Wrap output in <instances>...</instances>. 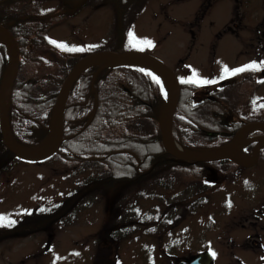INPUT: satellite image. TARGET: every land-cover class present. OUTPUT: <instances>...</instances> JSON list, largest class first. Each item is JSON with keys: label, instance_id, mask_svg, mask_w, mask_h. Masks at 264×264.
<instances>
[{"label": "rangeland", "instance_id": "1", "mask_svg": "<svg viewBox=\"0 0 264 264\" xmlns=\"http://www.w3.org/2000/svg\"><path fill=\"white\" fill-rule=\"evenodd\" d=\"M110 1L116 2L90 0L92 8L80 9L77 16L51 30L47 37L82 53L147 54L169 67L187 91L197 89L199 97L227 81L225 109L218 91L213 95L216 103L185 114V119L194 117L191 128L206 135L215 133L210 130L224 116L235 121L259 118L257 111L264 110V39L253 27L264 21V0H247V28L245 18L237 35L220 40L215 36L232 14L229 1L204 3L208 10L203 19L204 0ZM54 2H45L44 7ZM119 18L122 31L118 34ZM118 35L124 40L118 41ZM258 40L261 43H256ZM35 55L51 56L44 49ZM250 69L260 72L256 75ZM150 77L161 82L166 99L164 81L153 73ZM190 134L173 124L172 139L179 149H210L208 144L191 142ZM262 135L251 130L245 139L249 142ZM247 147L240 153L245 159L251 153ZM262 152L250 169L219 162L168 164L125 191H111L107 186L102 198L100 189L89 186L87 190L91 181L87 182L88 170L68 159L62 158L65 164L13 160L0 170V217L4 218L0 221V264H182L202 252H209L215 264H264V149ZM159 173H164L160 181L169 182L170 187L150 189L158 185ZM74 189L78 191L76 198L75 192L71 195ZM68 198L69 210L61 216L57 203ZM164 209L174 212L172 220L180 219L165 228L166 235L153 237L148 229H160ZM123 216L127 221L121 220ZM147 216H151L149 226H145ZM107 222L114 224L110 232L118 236L127 227L128 237L108 240L101 231ZM24 226L35 228L15 232ZM253 243L257 245L248 246Z\"/></svg>", "mask_w": 264, "mask_h": 264}, {"label": "trees", "instance_id": "2", "mask_svg": "<svg viewBox=\"0 0 264 264\" xmlns=\"http://www.w3.org/2000/svg\"><path fill=\"white\" fill-rule=\"evenodd\" d=\"M52 1L0 0V26L13 35L20 52L18 74L10 96L8 120L13 140L25 148L39 146L47 138L51 111L67 74L78 60L97 52L90 50L88 53H82L76 48L55 44L47 37L51 30L67 23L70 18L79 13L80 9L92 8L89 5L90 0L81 6L79 4L82 0H55L49 8L44 7L45 2ZM109 2L116 1L109 0ZM114 6L119 15L117 4ZM120 21L119 18L116 28L118 34L122 31ZM119 40L123 41L124 38L118 35ZM41 49H44L47 54L50 53L51 56L47 58L36 56L35 52ZM7 64L6 51L0 45V81ZM96 70L97 67L87 69L72 85L63 113L66 140L62 143L61 153L43 162L55 161L58 164H65L62 160L65 158L76 166L85 167L90 173L87 182L91 180L86 186L96 191L107 186L115 191H125L127 187L148 178L168 164H205L174 160L165 152L157 125V117L165 101L159 81L151 78L141 69L121 66L99 72L91 86V79ZM250 70L256 72V75L260 72V69ZM179 85L180 97L173 123L186 128L191 133V140L197 146L208 144L212 149L219 148L245 124L253 121L264 122L262 109L257 111L259 118L253 121H243V119L235 121L229 116H224L219 118L215 127L210 130L219 134L216 137H209L203 130L192 129L194 125L191 119L194 117L189 115L192 118L185 119V114H192L207 103H216L213 95H216L218 91H220L221 99L218 98L219 102L226 103L227 99L224 98L226 87L217 88L214 92L209 91L199 97L196 94L197 89L187 91L180 79ZM95 98L97 108L93 112ZM225 106L224 104V109ZM199 135L201 136L198 137ZM253 146L250 145L248 149L251 150ZM189 150H195V148H189ZM262 151L263 149L260 151V157ZM92 157L103 158L89 160L90 162L84 159ZM0 159H2L1 163L9 164L13 160L26 163L8 153L2 144L1 134ZM219 163H231L236 166L226 160ZM162 174L164 173H159L156 178L160 186L155 185L150 189L170 187L169 182L160 181ZM77 195L78 191L73 197L76 198ZM70 201L71 198L57 204L56 210H59L61 216L69 210ZM194 205L192 204V207ZM131 213L136 212L132 210ZM173 213L169 209L164 210V216L159 221L160 229H165L172 223L176 224L179 219L172 220ZM127 216H123L121 220L127 221ZM150 219L151 216L145 218L147 222L145 226L151 225ZM105 235L108 239L116 238L110 237L109 232Z\"/></svg>", "mask_w": 264, "mask_h": 264}, {"label": "water", "instance_id": "3", "mask_svg": "<svg viewBox=\"0 0 264 264\" xmlns=\"http://www.w3.org/2000/svg\"><path fill=\"white\" fill-rule=\"evenodd\" d=\"M82 0L80 6L85 3ZM78 5V6H79ZM0 37L9 52V63L6 72L0 82V132L2 144L6 150L17 159L26 162H42L55 153L59 152L64 138L63 113L66 108L68 93L75 80L90 67H97L92 76L91 86L97 74L105 69L121 66L136 67L142 70L150 71L159 76L167 86L168 97L163 103L157 117V124L160 132L162 146L165 152L174 160L192 164L214 163L228 160L238 167L249 169L254 167L258 160L260 150L264 148V135L251 139L248 144L255 143L251 155L248 159L243 158L236 153L237 146L245 135L251 130L264 132V123L253 122L244 125L233 136L231 141L218 149L212 150H187L182 151L175 146L171 136L173 117L177 109L180 96L179 81L176 74L160 60L140 52H108L99 51L89 54L78 60L67 74L62 83L54 106L51 111L48 137L42 145L35 149H26L16 144L10 134L8 122V105L10 94L15 82L19 67V50L14 37L5 29L0 27ZM7 99V105L5 100ZM97 100L95 98V107ZM208 135H216L208 133ZM47 144L46 148L38 151ZM188 264H214L213 258L209 252L200 253L190 260Z\"/></svg>", "mask_w": 264, "mask_h": 264}, {"label": "flooded vegetation", "instance_id": "4", "mask_svg": "<svg viewBox=\"0 0 264 264\" xmlns=\"http://www.w3.org/2000/svg\"><path fill=\"white\" fill-rule=\"evenodd\" d=\"M205 1V2H204ZM204 1H202V3H201V8H203V11L201 10V13H200V19H203L206 15V12H207V10L208 9H206L205 7H203V4L205 3V4H210V2H209V0H204ZM226 1H229V3L231 4V6H232V14L229 16V19H228V21H227V23L224 25V27H223V29L220 31V32H218L217 34H216V36H215V38L216 39H221V38H223L224 36H231V35H237V31H239L240 29H241V24H242V22H243V20L247 17V0H226ZM79 14V13H78ZM77 14V15H78ZM77 15H75V16H77ZM74 17V16H73ZM256 23V22H255ZM254 23V24H255ZM247 18H246V21H245V26H246V28H247ZM253 24V25H254ZM0 27H2V26H0ZM3 29H5V30H7L6 28H4V27H2ZM254 31L257 33V34H260L261 35V38H263L264 39V21H259V22H257L255 25H254ZM259 28H261V31L259 30ZM8 31V30H7ZM9 32V31H8ZM10 33V32H9ZM11 34V33H10ZM189 34H190V36H192V30H189ZM12 35V34H11ZM13 36V35H12ZM15 39V38H14ZM247 39V38H246ZM257 39H259V37L257 38ZM218 40V41H219ZM15 41H16V39H15ZM217 41V42H218ZM16 43H17V41H16ZM256 43H261V42H259V40H258V42H256ZM249 44H251L250 42H249ZM0 45H2L3 47H4V49H5V51H6V55H7V58L9 57V53H8V49H7V47H6V45L3 43V42H0ZM17 46H18V43H17ZM18 50H19V46H18ZM19 58H20V52H19ZM19 69V68H18ZM247 70V69H246ZM220 85H219V87H221V88H223V87H227V85H228V82L227 81H222L221 83H219ZM258 86V85H257ZM253 122H257V121H253ZM262 123H264V122H262ZM219 134V133H218ZM227 135H230L229 133H226ZM0 161H2V159H0ZM1 164V163H0ZM4 165H2L1 167H0V170L2 169V168H4L3 167ZM108 189H110L111 191L113 190L112 189V187H109ZM87 190H88V187H87ZM106 190H107V188H104L103 187V189H101L100 191H99V195H100V197L102 198V196H104V195H106ZM74 192H76V189H74L73 191H72V193H71V195L74 193ZM71 197V196H70ZM99 197V198H100ZM98 198V197H97ZM98 198V199H99ZM100 198V199H101ZM58 204V203H57ZM165 209H166V207H165ZM164 209V210H165ZM183 216H184V214L182 215V218H183ZM72 218V217H71ZM177 218L178 219H180V217H178L177 216ZM110 225H112V222H107V223H105L104 224V226H103V228H102V232L103 233H107V232H109V234H110V237H112V236H114V233H115V236H118L119 234H116V232H114V233H111L110 232V229L113 227H111ZM25 227V226H24ZM24 227L23 228H18L17 230H15V232H17V231H20V230H25L24 229ZM106 227V229H104ZM119 229V228H118ZM149 230H151V229H149ZM145 231V230H144ZM143 231V232H144ZM152 231V234H153V237H162L163 235H166V230L165 229H154V230H151ZM159 232H161V233H159ZM124 233H125V235H127V237H128V235H129V233H128V228L127 227H124L123 229H122V233H121V235L120 236H118V237H116V238H114L115 240H118L120 237H121V239H123V235H124ZM157 233H159V234H161V235H158ZM126 237V238H127ZM111 239V238H110ZM110 239H108V240H110ZM105 242H107V239H105L104 240V242H102V244L104 245V243ZM250 245H257V243H253V244H249L248 246H250ZM103 247H105V246H103ZM247 247V246H246ZM117 248V247H116ZM106 249L109 251V249L106 247ZM114 256H113V258H117L116 257V255H115V252H114V254H113ZM161 258V257H160ZM159 262V261H158ZM190 262V259L189 260H186V262H184V263H182V264H188ZM91 264H97V262H94V263H91ZM114 264H116V261L114 262ZM159 264H162V263H160L159 262Z\"/></svg>", "mask_w": 264, "mask_h": 264}, {"label": "bare ground", "instance_id": "5", "mask_svg": "<svg viewBox=\"0 0 264 264\" xmlns=\"http://www.w3.org/2000/svg\"><path fill=\"white\" fill-rule=\"evenodd\" d=\"M0 40H2V37H0ZM5 105H7V99L5 100ZM248 143V139H245L243 138L239 145L237 146V149H236V153L238 155H240L241 151L245 148V146L247 145ZM47 144H45L44 146H42L41 148L37 149L38 151H41L42 149L46 148ZM175 146L178 148V146L175 144Z\"/></svg>", "mask_w": 264, "mask_h": 264}, {"label": "snow or ice", "instance_id": "6", "mask_svg": "<svg viewBox=\"0 0 264 264\" xmlns=\"http://www.w3.org/2000/svg\"><path fill=\"white\" fill-rule=\"evenodd\" d=\"M131 35V34H130ZM145 43H148V44H150V42H145ZM244 69H237L236 71H243ZM4 218L3 217H0V221H2Z\"/></svg>", "mask_w": 264, "mask_h": 264}]
</instances>
